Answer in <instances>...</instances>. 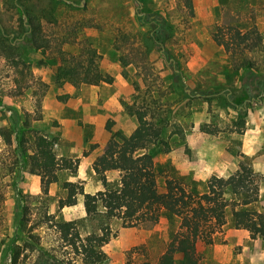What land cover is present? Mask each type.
Wrapping results in <instances>:
<instances>
[{
    "label": "rangeland",
    "instance_id": "rangeland-1",
    "mask_svg": "<svg viewBox=\"0 0 264 264\" xmlns=\"http://www.w3.org/2000/svg\"><path fill=\"white\" fill-rule=\"evenodd\" d=\"M58 1L52 6L50 0H0V264H10L17 245L21 262L34 264L39 246L52 255L50 262L82 264L70 246L66 223L77 220L85 236L102 220L83 221L85 211L78 206L63 212L65 207H59L67 195L63 183L82 184L92 193L120 185V172L98 173L99 164L111 150L114 133L129 136L148 120L165 127L170 146L155 150L160 196L165 195L169 179L203 193L212 176L228 178L244 165L260 186L259 201L248 208L264 213V44L245 54L256 69L235 70L217 37V27L226 24L245 30L256 25L264 37V0H212L211 8L222 20L208 27H202L194 0ZM26 4L35 7L42 25L39 41L49 42V48L32 45L23 23ZM224 4L227 7L219 10ZM199 5L206 10L203 0ZM78 31L76 44H64L71 41L66 32ZM153 36L160 39L156 44L149 40ZM86 38L101 56L102 76H110L111 82L60 87L55 70L61 50L76 54ZM94 92L108 99V109L121 110L118 127L123 130L114 129L110 121L103 126V120L101 127L110 139L98 132L97 142H89L78 157L71 152L75 143L67 138L76 131L60 120L77 105V99L67 105L72 94L93 108L99 106L90 98ZM204 128L215 131L207 133ZM36 132L50 137L60 164L59 181L49 186L47 194L26 157L33 154ZM93 132L87 129L85 135ZM96 149L97 159L81 165ZM65 160L76 169L66 167ZM228 219L234 221L232 208L226 212ZM110 225L118 237L121 221L112 219ZM178 227V219L162 209L157 224L140 226L149 236L144 243L121 250L113 239L104 246L107 264H157ZM131 234L125 230L122 236L129 241ZM260 239L256 264H264V238ZM25 243L34 244L35 250Z\"/></svg>",
    "mask_w": 264,
    "mask_h": 264
},
{
    "label": "trees",
    "instance_id": "trees-1",
    "mask_svg": "<svg viewBox=\"0 0 264 264\" xmlns=\"http://www.w3.org/2000/svg\"><path fill=\"white\" fill-rule=\"evenodd\" d=\"M50 2L53 6L59 1ZM188 6L192 8L191 1H188ZM23 10L27 18V22L23 23L28 27L32 45L36 49L49 48V42L39 41L42 25L37 21L35 7L26 4ZM160 23L156 21V25ZM67 33L64 36L70 35L71 41L66 39L64 44H76L79 31ZM217 37L225 52L230 54L235 70L257 68V64L245 55L247 51L252 52L264 44V37L256 25L246 30L235 25H220L217 27ZM149 40L156 44L160 39L153 36ZM80 43L76 54L61 50V63L55 70L57 84L61 87L70 83L77 87L110 83L112 78L101 74V56L92 42L86 38ZM203 131L213 133L215 130L204 128ZM165 135V127H158L152 120L139 125L129 136L121 132L112 135L109 141L111 150L101 160L98 173L120 172L121 183L118 186H107L103 191L88 193L82 184L71 181L63 183L67 195L59 202L61 209L75 205L76 197L83 195L86 214L83 221L102 220L97 230L93 229L85 236L80 232L77 220L66 223L71 235L70 246L82 264H107L109 261L103 248L117 237V231L111 228L110 220H120L125 228L154 225L159 222L162 209L178 219L179 227L171 235L157 264H199L198 241L209 243L213 235L226 224L229 208H232L235 228L248 230L253 239L264 238V213L248 208L259 201L260 186L244 165H240L228 178L212 176L203 193L189 191L181 182L169 179L166 181L165 195L160 196L155 150L161 145L169 149ZM31 147L33 154L26 155L31 159V173L41 178L44 193L47 194L49 186L59 181L57 172L60 164L54 143L47 135L36 132ZM64 165L76 169L70 160H65ZM47 218L51 220L54 216L47 215ZM59 225L62 226L61 223ZM25 244L30 250H35L34 244ZM37 250L40 254L34 264H64L62 261L50 262L52 255L39 246ZM21 255L20 246H14L10 264H31L21 262ZM176 255H180V258H176ZM142 264L151 263L146 261Z\"/></svg>",
    "mask_w": 264,
    "mask_h": 264
},
{
    "label": "crops",
    "instance_id": "crops-1",
    "mask_svg": "<svg viewBox=\"0 0 264 264\" xmlns=\"http://www.w3.org/2000/svg\"><path fill=\"white\" fill-rule=\"evenodd\" d=\"M199 1L200 0H194V5L196 14L199 16L202 23V27H208L209 25L211 26L213 24L220 23V20H222V16L217 17L215 15L216 11L215 13L213 12L211 8L212 0H203L205 3H207V6H205L206 10L199 5ZM221 6L222 7H220L219 9L221 11H223L224 7H227V5L225 4ZM195 33H198L197 30L195 31ZM90 98L94 99L95 103L98 102L99 106L93 108L90 106L89 102L83 99V97L72 94V98L67 105H70V103L75 99H77V105H74V111L72 110L73 112H70V116L63 117V119L60 120L62 125H67L68 128L72 127V129L76 131V134L74 135L68 134L67 138H71L70 140L75 143L72 147L71 152L77 155L79 154L78 157H80V152L88 146L89 142H97V140L95 139L98 132L101 131L103 133V138H105L106 141L107 139H110V133L106 131V129H102L103 127H101L103 120H105V122H103V126H105L106 123L110 121L114 124V129L123 130L122 127H118L120 119L123 115L121 110L114 109L112 111V109H108V99L102 96L101 93L97 94L96 92H94ZM87 129L94 130L91 136H87V134L85 135V131H87ZM76 142L87 143L77 144ZM97 156L98 153L96 149L88 157H84L81 160V165L97 159ZM78 177H83L81 175V170ZM98 191H103V189H99L97 190V192ZM85 192L88 191L85 190ZM76 201L78 202V204L71 207H65L62 211H71L78 206V209L81 212H84L85 210L83 195H78ZM125 230H130L132 233L131 236L133 237L129 241H126L124 239L127 234L124 235V237L122 236L123 231ZM148 237L149 236L147 234H144V229L140 227H121L119 230V236L116 237V239L114 238V241H116L119 249L124 250L125 248L129 247V245L136 246L140 243H144ZM259 241H261V239H253L248 230L235 228L234 221L228 219L224 227L213 235L209 243H206L202 240L198 241L197 254L199 257V264H256L255 258L259 256ZM236 247H241L242 249L240 251H237ZM257 249L258 251H256ZM164 252L165 250L161 253V255ZM179 257L180 255H176V258L179 259Z\"/></svg>",
    "mask_w": 264,
    "mask_h": 264
}]
</instances>
